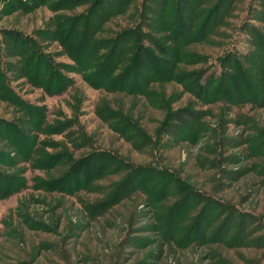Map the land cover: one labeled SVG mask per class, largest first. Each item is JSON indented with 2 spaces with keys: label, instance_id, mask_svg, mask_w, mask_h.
<instances>
[{
  "label": "rangeland",
  "instance_id": "rangeland-1",
  "mask_svg": "<svg viewBox=\"0 0 264 264\" xmlns=\"http://www.w3.org/2000/svg\"><path fill=\"white\" fill-rule=\"evenodd\" d=\"M261 37L264 0H0V264H264ZM115 46L156 77L91 86Z\"/></svg>",
  "mask_w": 264,
  "mask_h": 264
},
{
  "label": "trees",
  "instance_id": "trees-1",
  "mask_svg": "<svg viewBox=\"0 0 264 264\" xmlns=\"http://www.w3.org/2000/svg\"><path fill=\"white\" fill-rule=\"evenodd\" d=\"M126 36L131 38L132 34L127 32ZM90 39L91 38L87 40V38L83 36L80 42L76 45V48H74L72 52L75 55V56H72V59L76 64H78L77 70H79L82 74L85 73L86 71L85 69L86 64H87L86 54L90 55L92 53L91 49L93 48V46H95ZM261 39L263 40L262 45L264 48V38L261 37ZM191 41H194V40H190L189 42ZM69 42H70V39L68 38L66 43H69ZM140 49H141L140 50L141 52L137 53V56L133 60V62L130 64V67H128V69H125V71L121 75H118L117 77H115L113 75L115 74L116 70L118 69L119 65L122 62V59H121L122 55L119 54L117 46L113 47L112 51H110L109 54L106 56L107 59H105L103 64L96 69L95 74H90V76H85L86 77L85 79L88 78L86 81H88V83L91 86L97 89L102 88V89H106V90L113 92V91L129 90L130 89L129 84L132 81V79L135 81V84L142 83V82L146 83L147 81L153 80L154 79L153 77H156V76H152L149 79L147 78V76L140 74L141 72L139 71V68L143 67L144 64H147L145 66L151 67L153 64L158 62L157 58L152 57L153 55L150 50L144 49V48L143 49L140 48ZM81 52L85 53L83 57L79 56ZM141 56H143L142 59H141ZM56 71L57 70L55 69V64L47 62L45 66V70H42L40 74L42 78L44 77L48 82H54L53 80L54 78L56 77L58 78V76L60 77V74H57L58 72ZM39 72H40V69L38 67V74ZM60 78L63 80V82L65 83L68 82V78H65L63 76H61ZM212 83L213 82L209 84L211 85ZM49 86H50L49 90L54 89L55 87V86H52L51 84ZM63 88H64V84L59 85L58 89L53 91V93L58 92ZM132 90H136V89H132ZM19 138H21V135H19ZM21 185L22 183H20L19 185L17 184V188L19 189Z\"/></svg>",
  "mask_w": 264,
  "mask_h": 264
}]
</instances>
